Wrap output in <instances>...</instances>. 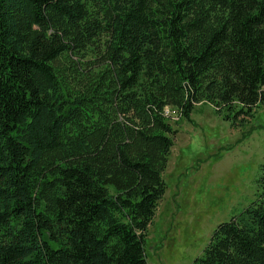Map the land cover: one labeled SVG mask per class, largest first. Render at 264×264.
I'll return each instance as SVG.
<instances>
[{"label":"trees","instance_id":"1","mask_svg":"<svg viewBox=\"0 0 264 264\" xmlns=\"http://www.w3.org/2000/svg\"><path fill=\"white\" fill-rule=\"evenodd\" d=\"M202 102L264 103V0H0V264H150ZM195 264H264V192Z\"/></svg>","mask_w":264,"mask_h":264},{"label":"rangeland","instance_id":"2","mask_svg":"<svg viewBox=\"0 0 264 264\" xmlns=\"http://www.w3.org/2000/svg\"><path fill=\"white\" fill-rule=\"evenodd\" d=\"M177 129L164 172L166 193L147 234L150 264H195L219 224L264 192V103L245 120L209 103L191 120L170 110Z\"/></svg>","mask_w":264,"mask_h":264}]
</instances>
